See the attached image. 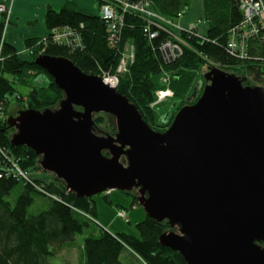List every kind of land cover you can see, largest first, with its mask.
<instances>
[{
  "label": "water",
  "instance_id": "1",
  "mask_svg": "<svg viewBox=\"0 0 264 264\" xmlns=\"http://www.w3.org/2000/svg\"><path fill=\"white\" fill-rule=\"evenodd\" d=\"M35 62L64 91L56 108L11 116V141L41 156L79 197L136 189L147 215L168 220L163 246L188 264H264V89L211 67L165 131L98 74L70 58ZM114 117L98 134L95 114ZM108 152V153H106Z\"/></svg>",
  "mask_w": 264,
  "mask_h": 264
},
{
  "label": "trees",
  "instance_id": "2",
  "mask_svg": "<svg viewBox=\"0 0 264 264\" xmlns=\"http://www.w3.org/2000/svg\"><path fill=\"white\" fill-rule=\"evenodd\" d=\"M102 2L99 0V5ZM151 2L153 9L173 20L178 18L179 12L186 13L192 4V0ZM204 2L205 18L209 23L205 37L182 32L181 39L191 47L184 46L183 53L170 62L165 61L161 49L162 42L170 35L154 28L159 33L150 38L144 32L146 19L133 13L125 15L121 41L116 48L110 44V34L101 14H85L69 6L59 11L48 9L46 21L49 28H78L82 33L83 45L76 48L48 41L36 46L37 40H31L28 41L29 48H34L31 60L23 59L18 50L4 39L7 22L5 19L0 20V46L4 57L0 64V110L3 109L5 114L0 118V146L23 169L32 172L29 180L12 176L0 177V264H54L53 260L61 252L75 248L79 235L83 237V241L79 245L77 264H188L179 251L163 246L160 242V236L171 229L168 220L158 221L146 215L136 224L138 235L111 232L97 223L94 196L79 197L69 190L63 179L55 173L43 170L39 162L41 156L32 148L27 145H14L11 137L16 127L10 125L9 118L11 115H18L22 109L55 108L65 97L53 76L35 62L41 53L68 57L84 72L100 75L103 69H117L125 44L130 42L135 48V58L128 64L127 71L120 73L117 90L127 96L138 107L148 124L158 131H165L176 113L188 103L187 99L196 84L203 81L202 72L205 66L217 65L234 73L242 79L244 85H261L263 68L250 63V59H238L227 51L228 32L242 19L238 0ZM31 70L45 71L50 77L48 85L30 87ZM9 74L15 77L9 78ZM165 75L168 77L166 83L163 81ZM203 82L205 83V79ZM15 83L25 84L29 88L26 93H17L16 104L21 109L12 113V100L9 96L17 89ZM167 88L173 91L170 98L175 100V109L170 120L165 122L154 103L158 100V91ZM202 90L203 85L200 92ZM95 119V131L98 134L116 133L113 116L99 113ZM106 120L110 122L107 128L102 126ZM19 184L23 186L22 192L14 201L9 200L7 196ZM125 193L132 196V206L138 203L136 189ZM35 194L48 198V208L38 214L29 215L28 208L35 201ZM109 194H104V199L112 204ZM261 244L264 245V242Z\"/></svg>",
  "mask_w": 264,
  "mask_h": 264
},
{
  "label": "built area",
  "instance_id": "3",
  "mask_svg": "<svg viewBox=\"0 0 264 264\" xmlns=\"http://www.w3.org/2000/svg\"><path fill=\"white\" fill-rule=\"evenodd\" d=\"M100 4V14L106 22L107 31L110 34V44L112 47H119L122 30L125 24V15L133 13L146 19L144 32L154 38L158 35V30L166 31L170 37L162 42L161 49L165 61L175 60L183 53L184 46L191 47L189 43L181 39L183 32L189 35L205 37L196 26L184 27L177 20H173L155 9L151 0H102ZM239 8L242 12V19L233 25L227 35L226 47L230 55L246 60L250 63L260 65L264 71V0H238ZM9 6L5 2H0V20L5 19L8 22L6 13ZM185 14L179 12L178 19ZM84 27V24H81ZM157 28L158 30H155ZM4 40V39H3ZM48 41L79 48L83 45V37L80 29L70 26L55 27L51 30L45 43ZM2 50L0 46V64L3 61ZM135 58V48L133 44H125L120 63L115 71L103 69L100 76L103 81L117 88L120 83V73L127 71L128 64ZM163 78L166 83L168 77ZM261 86L264 89V73ZM168 92V95L166 94ZM158 100L154 104L162 101L167 96H172L173 91L169 88L158 91ZM4 116V110H0V118ZM10 156V155H9ZM5 150L0 146V177H17L31 179L32 172L23 169L14 157H9ZM6 158L7 160H5ZM136 207V204L132 206ZM118 215L128 220L125 208L118 210ZM127 217V218H126Z\"/></svg>",
  "mask_w": 264,
  "mask_h": 264
},
{
  "label": "crops",
  "instance_id": "4",
  "mask_svg": "<svg viewBox=\"0 0 264 264\" xmlns=\"http://www.w3.org/2000/svg\"><path fill=\"white\" fill-rule=\"evenodd\" d=\"M192 1L195 2V7L191 4L189 10L177 21L184 27L196 26L201 34H206L209 23L205 18V2L204 0ZM0 2H5L9 6V11L5 14L8 22L4 39L18 50L23 59L27 60H31L34 53V48H29L28 41L37 40L36 46H38L45 42V38L53 29L49 28L46 21L48 9L59 11L69 6L85 14H100L99 0H0ZM41 73L37 70L30 71V87L40 85L39 81L44 83ZM7 76L15 77L12 74Z\"/></svg>",
  "mask_w": 264,
  "mask_h": 264
},
{
  "label": "rangeland",
  "instance_id": "5",
  "mask_svg": "<svg viewBox=\"0 0 264 264\" xmlns=\"http://www.w3.org/2000/svg\"><path fill=\"white\" fill-rule=\"evenodd\" d=\"M192 4L195 7V2L193 3L192 1ZM211 67L212 66L210 65L205 66L203 68L202 74L204 75ZM41 72H42L41 73L42 76L44 77V80H43L44 83H41V81H39V84L40 85L43 84L44 86H47L49 83L50 77L45 71L41 70ZM203 81H204V77H203ZM203 81H201V87L202 85L204 86L205 84ZM15 87L17 88L15 93L9 96L10 99H12V102L10 104V110L12 113L13 112L16 113L17 109L20 108L19 105H16L17 93L19 91L25 93L29 88L27 85L21 84V83H15ZM166 94L168 95V92H166ZM166 98L167 96H165L162 99V102L156 106L157 110L160 113V117L165 122L170 120L172 114L174 113L173 111L175 109V106H174L175 100L173 98H167V99ZM109 125H110V122H107V120L105 124L104 123L102 124V126L105 128L109 127ZM22 187H23L22 184L17 185L16 188L11 192V194L7 196V198L11 201H14L22 192ZM109 191H110L109 192L110 194L109 193L108 194L111 200L113 201L112 204L106 202L104 199V194H106V191L94 195V199L97 204V223H99L101 226L105 227L107 230L111 232H126L130 234L138 235L136 224L140 222L141 220H143L145 216L147 215L145 208L139 203L138 204L136 203L137 207L133 208L132 207L133 198L132 196L126 194L125 191H122L119 189H112ZM118 205H123V207H119ZM47 208H48V198L40 194H35V201L29 206L28 214L29 215L38 214ZM121 208L126 209L128 220L118 215V210ZM82 241H83V237L80 235L77 236V240H76L77 245H75V248L66 249L63 252H61L57 256L58 258L53 260V263L54 264H77L78 259H79V254H80L78 249Z\"/></svg>",
  "mask_w": 264,
  "mask_h": 264
},
{
  "label": "flooded vegetation",
  "instance_id": "6",
  "mask_svg": "<svg viewBox=\"0 0 264 264\" xmlns=\"http://www.w3.org/2000/svg\"><path fill=\"white\" fill-rule=\"evenodd\" d=\"M199 95H200V92H199Z\"/></svg>",
  "mask_w": 264,
  "mask_h": 264
}]
</instances>
